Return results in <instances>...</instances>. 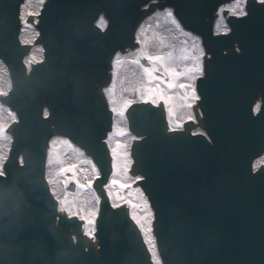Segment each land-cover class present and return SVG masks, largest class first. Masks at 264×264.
Returning <instances> with one entry per match:
<instances>
[{
  "label": "water",
  "instance_id": "95a60500",
  "mask_svg": "<svg viewBox=\"0 0 264 264\" xmlns=\"http://www.w3.org/2000/svg\"><path fill=\"white\" fill-rule=\"evenodd\" d=\"M23 1L0 0V58L12 79L0 100L18 117L7 129L13 140L0 175V264H154L128 205L113 207L105 188L113 113L104 88L115 53L138 47L140 21L166 6L202 36L210 55L197 80L195 121L169 131L163 105L137 102L126 113L139 137L130 174L143 176L136 185L154 211L161 261L264 264V165L254 168L264 153V5L247 0L248 14L228 15L230 31L215 34L216 10L231 0H46L38 21L27 19L39 30L34 44L44 48V60L28 70L32 46L19 38ZM101 15L105 29L95 23ZM56 135L99 168L94 238L81 219L58 210L46 180Z\"/></svg>",
  "mask_w": 264,
  "mask_h": 264
},
{
  "label": "snow or ice",
  "instance_id": "6c2138e0",
  "mask_svg": "<svg viewBox=\"0 0 264 264\" xmlns=\"http://www.w3.org/2000/svg\"><path fill=\"white\" fill-rule=\"evenodd\" d=\"M247 0H236L235 7L230 9L231 14L237 17H244L248 13L245 10ZM258 3L264 5V0H258ZM163 19L167 25L172 26L177 32L191 40L189 44L188 39L183 41L179 49V55L173 45L167 42L164 37L148 38L144 35L138 34L136 43L139 47L131 54L126 55L123 61L118 63L130 64L133 66V71L130 74V87L126 89L136 99L123 98L117 100L113 98L112 103L116 106L110 110L114 114L124 115L137 102L142 104H151L154 107L163 105L169 124V131H176L182 129L184 122L187 120H194L195 117L191 115L192 109L200 100V95L197 92L196 81L205 75L204 58L205 51L201 46L199 39L192 36L190 33L182 29L181 24L174 15L172 9H166L163 13ZM217 34H227L229 29L223 23L216 25ZM155 46L156 51L151 49ZM188 112L190 115L186 119L181 120L180 113ZM114 131L117 136L127 134V131L120 127H115ZM127 145L122 141L117 140L115 146L111 151L114 157L119 156L123 161V169L125 172L130 171L128 165V157L130 153L124 151ZM0 170V175H3ZM143 177L138 178L142 180ZM119 189H126L131 185L126 184L123 180L112 181ZM118 195V193H117ZM138 200H143V192L141 190L138 195ZM137 208H150L147 201L140 204H133ZM152 213L146 211L145 216L140 218L133 215L134 221L138 224L141 219L151 223ZM145 231H151L147 229Z\"/></svg>",
  "mask_w": 264,
  "mask_h": 264
},
{
  "label": "bare ground",
  "instance_id": "6f19581e",
  "mask_svg": "<svg viewBox=\"0 0 264 264\" xmlns=\"http://www.w3.org/2000/svg\"><path fill=\"white\" fill-rule=\"evenodd\" d=\"M42 1L43 0H26V2L22 4V17H23L22 19H24L25 16H27L30 12H37L39 10L40 6H41ZM235 3H236V0H232L231 2L226 3L223 6H218V8L216 10V17H215V20H214V23H216V25L217 24H221V23L226 25V18L228 16V14L229 15L231 14L230 9H233L235 7ZM169 8L172 9L171 7H166L162 11L154 13L151 17L140 21V23L138 24L139 27H138V29L136 31V37L138 36V34L141 35L142 39L144 38V35H146L150 39L153 38L154 35L157 36V37H164L167 40L168 43H170L171 45H173L175 47V49L177 50V55H179V49L181 48V46L183 44V41L185 39H188V42L191 43V40L188 37H185L181 33L177 32L172 26L167 25L165 23V21L163 19V13H164V11L166 9H169ZM225 10H227V14L224 13ZM97 21L101 25H104L106 23V20H105L104 17H100ZM179 23L181 24L180 21H179ZM181 26H182V24H181ZM23 27H24V30H23V32L21 34L22 40L23 41L27 40L28 42H31L35 38V36L37 35V31L33 27L28 25V24H25ZM182 29L185 32L190 33L192 36L197 37L199 39L200 43L202 42L200 37L197 34H195L194 32H192V31H190L188 29H185L183 26H182ZM201 46H202V44H201ZM153 48H155V46H153ZM204 51H205V49H204ZM133 52L134 51H130V52L126 51L125 53H121L120 51H117L115 53V55H114L113 64H114V62L117 59L118 60L119 59L124 60L126 55H129V54H131ZM207 55H210V54H207ZM42 56H43V52H42L41 47H34L32 49V51H31V53L28 56V60H27L28 63L26 64L27 69H29V66L31 65L32 61H34L36 59H41ZM133 70H134L133 68L127 67V68H125V70L122 69V73H121V70L117 72V70L115 69L114 75H113L114 79L111 81L110 85L105 89L106 91H108L110 93L111 106H114V104L112 103V101H113L112 94L113 93L117 94L119 96L120 100L122 99V95L124 97L130 96L129 92H127L126 89L130 87V74H131V72ZM2 82H3V87L5 88V90H7L9 85H10L9 77H8V71L6 69L5 63L0 58V83H2ZM132 99H136V97H134ZM191 111H192L191 115L194 116L193 109ZM7 112H8L7 110H4V111H2L0 113V120L3 122L4 125H7L8 123H10L12 120L15 119L14 117L10 116ZM188 115H190V114L187 112V114L185 115L184 119H186L188 117ZM120 116H121V124H122L123 128L128 131L127 118H126L125 114L124 115H120ZM118 125L119 124H118V121L116 119V114H115V121L113 123V129L115 127H117ZM114 132L115 131H113L112 134L109 135L108 138H107V140L109 142V145H110V141L114 137ZM129 135H130V138H131L130 139V142H131L134 139V137L131 134H129ZM9 141H10V138L8 137V139H7V141L5 143H3V144L0 143V158L2 160H4L5 156L8 153V150H9V147H10V142ZM130 142L128 141V143H130ZM111 146L112 145H110V149H112ZM112 156H113V154H112ZM82 158L89 163V167L85 168L84 171L86 173H88L89 180L93 181V179L96 176V173L94 171L91 172L94 165L91 162V160L87 156H85V154L83 152H82ZM263 160H264V153L259 158L254 160L255 167L258 166L257 163H263L262 162ZM112 161H115V163L113 162V168L114 167H120V165L123 166V162L124 161L122 159H120V158H117V157L113 156ZM128 161H130V163L128 165V167L130 169V166H131V164L133 162V159L131 158L130 155L128 157ZM58 171H59V167L58 168L57 167L55 168L54 166L53 167H49L48 168V176L51 177V178L58 177L59 176V172ZM113 171H114V169H113ZM122 172L126 173L123 169H122ZM127 173L129 174L130 172L128 171ZM110 184H111V181L106 186L108 191H110ZM119 190H121L120 191L121 196L128 195L129 192H130V190H127V191L126 190H122V189H119ZM93 192H94L95 196L98 198L96 192L94 190H93ZM143 201H147L148 204H150L148 199L145 197L144 193H143V200H138L134 204H140V203H143ZM85 203H86V201H85ZM133 208L136 211L135 213L137 215H138V213L140 215H142V216H139L140 218L144 217V213L140 212V208L131 206L130 211L132 213V216L134 214ZM145 210L146 211H150L152 213L151 206H150V208L145 209ZM150 219H151V223L150 224L148 222L145 223L143 221V219H141L139 224L136 221H134V222L137 224V226L139 228L142 229V231H143V233L145 235V238L149 242V246L151 247V250H152L153 262L155 260L156 264H163L162 261H161L158 249H157V243H156V239H155V236H154V233H153L154 215H152ZM86 223H87V230H88L89 224H88L87 220H86ZM149 228L151 229V231H147V233H146L145 230H147Z\"/></svg>",
  "mask_w": 264,
  "mask_h": 264
},
{
  "label": "rangeland",
  "instance_id": "374dc122",
  "mask_svg": "<svg viewBox=\"0 0 264 264\" xmlns=\"http://www.w3.org/2000/svg\"><path fill=\"white\" fill-rule=\"evenodd\" d=\"M151 51L155 52L156 48L151 49ZM119 60L123 61L122 59H119ZM127 67L133 68L132 65L124 62L122 63V66L117 69V72L121 70V73H122V69L125 70V68ZM4 91H5V88L3 87V82H2L0 83V92H4ZM114 97L118 101L120 100L119 96L113 93L112 99ZM130 97L134 98L135 95L130 94V96H126V97L122 95V99L130 98ZM4 110H7V109H5L0 104V113ZM7 111H8L7 113L13 117V114L11 113V111L9 110ZM186 114L187 112L180 113L181 120L185 118ZM116 119L119 124L118 127L123 128L121 124V116L119 114H116ZM5 127L6 125H4L3 122L0 120V143L2 144L5 143L8 139V135L5 132ZM129 134L130 133L127 131L126 135L117 136L116 133L114 132V137L110 141V145H112L111 148L113 149L117 140H120L124 144L127 145V148L124 151L129 153L130 143H128V141L130 142V139H131ZM117 158H120V157L117 156ZM115 161L113 162L115 163ZM262 162H264V160ZM53 166L55 168L59 167V171H58L59 176L55 178H51L48 176V179L52 187V190L54 191V193L56 194V196L58 197L61 203V206L64 209L68 210V212H70L71 214L78 215L82 217L83 219L87 220L89 224L88 231L92 232L94 228V221H95V217L97 214V208H98L99 202H98V198L95 196L92 190V181L89 180L88 173L84 171L85 168L89 167V163L82 158V152L79 149H76L72 143H70L69 141L63 138H56L51 143V147L49 150V158H48V168L53 167ZM120 167H114L109 193L115 204L128 202L132 206L134 203L138 201V195L140 194L141 191L139 189H132L128 195L122 196L121 198L117 197L116 193H117L118 188L115 185H113L112 181L123 180L124 183L129 184V185H131V183L134 181V178L130 177L127 172L126 173L122 172L123 166L120 165ZM0 170H1V158H0ZM93 171L97 175V169L95 166H93V169L91 172ZM72 174L75 176L77 180V189L74 193H69L64 189V184L67 178ZM143 209L144 208H140V212L141 213L143 212L145 216L146 210L144 209L145 210L144 211ZM133 212L138 217L142 216L139 213L137 215L135 213L136 211L134 210V208H133ZM144 222L146 223V221Z\"/></svg>",
  "mask_w": 264,
  "mask_h": 264
}]
</instances>
